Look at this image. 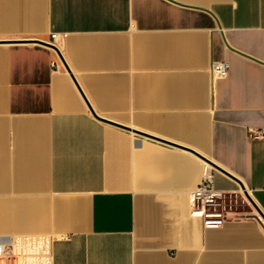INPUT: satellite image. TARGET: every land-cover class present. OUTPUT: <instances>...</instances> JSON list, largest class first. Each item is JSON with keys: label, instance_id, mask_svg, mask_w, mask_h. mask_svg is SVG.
Listing matches in <instances>:
<instances>
[{"label": "crops", "instance_id": "crops-1", "mask_svg": "<svg viewBox=\"0 0 264 264\" xmlns=\"http://www.w3.org/2000/svg\"><path fill=\"white\" fill-rule=\"evenodd\" d=\"M259 215L264 0H0V264H264Z\"/></svg>", "mask_w": 264, "mask_h": 264}, {"label": "built area", "instance_id": "built-area-1", "mask_svg": "<svg viewBox=\"0 0 264 264\" xmlns=\"http://www.w3.org/2000/svg\"><path fill=\"white\" fill-rule=\"evenodd\" d=\"M57 34H51L49 44L60 51L56 43ZM53 66L56 62H52ZM230 64L228 61H214L211 65L213 75L225 77ZM262 131H255L254 137H260ZM253 208V203L248 193L243 189H220L214 185L213 166L205 162L200 183L190 193V213L200 217L204 227H220L230 219H238L249 215L246 207ZM257 213V212H256ZM258 214V213H257ZM264 224V219L259 215ZM7 249L0 247V255H6Z\"/></svg>", "mask_w": 264, "mask_h": 264}, {"label": "water", "instance_id": "water-1", "mask_svg": "<svg viewBox=\"0 0 264 264\" xmlns=\"http://www.w3.org/2000/svg\"><path fill=\"white\" fill-rule=\"evenodd\" d=\"M48 44H49V43H48ZM49 45H50L51 47H53L54 49H56L57 51H59L58 48H57L56 46L51 45V44H49ZM91 110H92L93 114H94L97 118H99V119H101V120H104V121L113 122V121L107 119L106 117H103V116L99 115L98 113H96V111H94V109L91 108Z\"/></svg>", "mask_w": 264, "mask_h": 264}, {"label": "bare ground", "instance_id": "bare-ground-1", "mask_svg": "<svg viewBox=\"0 0 264 264\" xmlns=\"http://www.w3.org/2000/svg\"><path fill=\"white\" fill-rule=\"evenodd\" d=\"M257 212H258V210H257Z\"/></svg>", "mask_w": 264, "mask_h": 264}]
</instances>
